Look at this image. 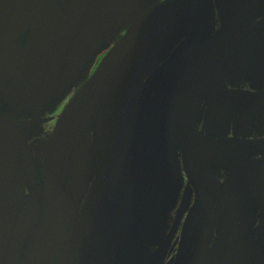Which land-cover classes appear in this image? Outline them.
<instances>
[{"label":"flooded vegetation","instance_id":"1","mask_svg":"<svg viewBox=\"0 0 264 264\" xmlns=\"http://www.w3.org/2000/svg\"><path fill=\"white\" fill-rule=\"evenodd\" d=\"M10 1L0 264H264V0Z\"/></svg>","mask_w":264,"mask_h":264},{"label":"water","instance_id":"2","mask_svg":"<svg viewBox=\"0 0 264 264\" xmlns=\"http://www.w3.org/2000/svg\"><path fill=\"white\" fill-rule=\"evenodd\" d=\"M24 2H25V0H11L10 1V4H9L7 12H6V16H5V19L7 20V22H10L12 24L15 23L17 15L20 12L21 7H22ZM109 2H110V0H71L70 5H69L68 14H67L66 19H65L66 22H65L64 29H67V31L65 32V36L67 37V35L70 34L74 38V37H77L79 35H84V34L90 33L92 26H93V23H94L93 9L105 6ZM164 5L165 4H161L159 6H156L152 9H150L145 15H143L138 20L137 24L140 25L146 19V17L154 14L160 8H162ZM159 24L160 23H157L156 26H158ZM10 27H12V26H10ZM134 27H136V23L133 24L131 28H134ZM72 28H74V30H69ZM153 29L154 28L147 29L145 31V33L142 35V39L145 38L147 35H149V33ZM174 42L176 43L177 40ZM151 43L152 42H150L147 45L145 50H147V48L150 46ZM175 43H174V45H175ZM121 62H122V59L118 63H116V65L112 68V71H110L109 73H112L114 70H116L117 67L121 64ZM106 69L107 68H103V67L100 68V70L95 74L92 81H94L95 79H98ZM125 76H126V74L124 75V77ZM20 77H21V73H20ZM124 77L121 78V80L117 86H120ZM20 82H21V79H20ZM105 88L107 89L108 86H88L86 88V90L90 89L88 92V95H90V94H98L99 95ZM146 95H147V92H146ZM145 100H146V96H141V97L138 96L136 98V100H135L136 104L134 106L133 116H137V115H140V117L143 116L144 107H145V104H144ZM126 139L128 140L130 138L126 137ZM135 156H136V154H135ZM121 160L123 161V156L121 157ZM133 168H135V165ZM132 176H133V172L130 173V178L134 179V176L133 177ZM130 182L132 184L131 188L125 189V191L128 194V196H131V194H132L133 197H135V182H134V180H130ZM199 208L201 209V205L199 206ZM235 236H236V234H233L230 237H228L227 243H229ZM202 247H203V244H202ZM228 248L229 247H227V249ZM242 262H240V263H242ZM240 263H238V264H240Z\"/></svg>","mask_w":264,"mask_h":264}]
</instances>
